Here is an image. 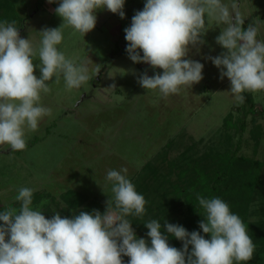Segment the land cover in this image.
Wrapping results in <instances>:
<instances>
[{
    "label": "rangeland",
    "instance_id": "1",
    "mask_svg": "<svg viewBox=\"0 0 264 264\" xmlns=\"http://www.w3.org/2000/svg\"><path fill=\"white\" fill-rule=\"evenodd\" d=\"M59 2L0 0V23L15 21L20 36L38 48L43 29L63 24L55 13ZM145 2L125 0L123 19L106 9L97 11L96 26L85 36L71 27L63 28L58 50L77 64H85L90 79L69 91L62 76L58 83L53 77L47 82L50 92L41 93L40 100L43 107L51 109V115L40 119L35 131L25 130L26 148L13 152L9 145H0V207L21 206L15 197L21 187H29L33 194H40L33 199V210L72 218L84 211L85 205L71 207L66 202L73 198H67L68 191L84 195L89 201L97 198L106 205L113 197L107 172L126 168V177L152 203L150 206L168 204L167 221L180 223L189 232L183 223L194 213L184 198L176 199L174 179L181 170L196 166L211 174L219 156L239 143L238 156L260 165L257 175L261 183L249 207L248 220H264V91L243 93L248 103L235 101L230 81L227 77L220 79V70L209 59L226 51L216 43L224 25L214 21L206 22L204 43L190 46L186 57L203 64L199 83L182 86L179 94L167 98L158 90L142 88L138 83L141 74L153 76L162 74V70L129 59L124 29L130 26L134 14L143 10ZM223 2L229 7L233 2L238 4L245 29L253 21L258 22L257 39L264 40V0ZM33 60L34 75L40 78L38 56ZM252 103L253 115H242ZM243 117L246 126L240 137ZM189 177L194 180L196 192L201 191V180L198 183L192 172L183 180ZM143 185L145 192L140 189ZM201 192L199 195L204 197ZM132 228L138 239L146 240L136 227ZM239 264H264V248L255 246L252 260Z\"/></svg>",
    "mask_w": 264,
    "mask_h": 264
},
{
    "label": "clouds",
    "instance_id": "2",
    "mask_svg": "<svg viewBox=\"0 0 264 264\" xmlns=\"http://www.w3.org/2000/svg\"><path fill=\"white\" fill-rule=\"evenodd\" d=\"M52 2L55 0H49ZM124 5L125 0H60L55 13L63 24L43 29L38 48L20 36L15 21L0 23V145H9L13 152L26 148L25 130L35 131L39 120L51 115V109L40 100L41 93L50 92L47 82L53 77L58 83L62 76L69 91L90 79L85 64H77L58 50L63 28L71 27L85 36L96 26L97 11L106 9L123 19ZM207 21L224 25L216 43L226 51L209 59L220 70V79L230 81L235 101L243 104V93L264 91V40L257 39L258 22L245 29L238 4L229 7L223 0H146L143 10L124 29L126 52L134 64H148L162 74L145 72L138 78L139 85L167 98L179 94L182 86L199 83L204 66L186 57L190 46L204 43ZM37 56L40 78L34 75L33 58ZM126 173V168L107 172L113 197L106 202L103 215L98 210L92 214L80 211L68 218L54 212L46 219L32 208L34 190L21 187L15 197L19 210L9 207L0 212V264H124L125 256L130 258L128 264H239L252 260L255 244L242 219L222 199L199 194L196 198L206 213L199 228L210 240L165 221L166 232L183 242V249L178 250L169 245L155 219L145 224L151 246L138 239L127 217H142L146 200Z\"/></svg>",
    "mask_w": 264,
    "mask_h": 264
},
{
    "label": "trees",
    "instance_id": "3",
    "mask_svg": "<svg viewBox=\"0 0 264 264\" xmlns=\"http://www.w3.org/2000/svg\"><path fill=\"white\" fill-rule=\"evenodd\" d=\"M6 6V5H4ZM245 95V94H244ZM246 96V95H245ZM245 101L248 103L247 98ZM254 110L253 103L250 104L249 110H245L242 115L251 114ZM253 115V113H252ZM239 131L240 137L245 131V120L239 122ZM257 126V125H256ZM255 127V126H254ZM239 137V139H240ZM239 143H236L234 147L230 150H227L222 155L219 156V162L216 168L212 170L211 174H207L205 168L196 166L191 168L188 171L181 170L180 173L176 176L173 183V192L176 199L184 198L185 202L188 203L191 207L190 210L193 211L194 217L186 219L183 223L184 226L189 227V233L193 231L200 232L205 239H211L210 235L204 234L199 228L200 222L203 221L206 216L205 210L199 205L197 200V194L203 193L204 198H220L226 202L230 211L234 214H237L243 221L246 226L248 235L252 238L255 246H260L264 248V220L256 223H251L248 220L249 217V207L254 198V193L257 186L261 183L257 172L259 170V164L257 161L245 158L243 156H238L239 152ZM184 158V156H183ZM197 177V182L201 180V191L196 192L194 189V180L189 177L187 180H183L187 173H191ZM205 177L203 181L201 178ZM168 178V177H166ZM205 182V183H204ZM146 185H143L142 191L145 192L147 188ZM68 195H71L72 201L69 202L66 200L71 207H75L78 203L85 205L83 207L84 211H89V214H92L93 210H98L101 214L106 211V205L100 200L91 199V201L86 198V196L76 193L74 191H68ZM40 197L39 195L33 194V199L36 200ZM146 200V199H145ZM152 203L146 200L145 213L142 217L129 216L130 222L136 227V229L146 237V242L151 246L150 237H148V229L145 227V224L151 220H158L161 223V233L162 235L168 236V243L171 247H175L178 250L183 249V242L177 240L171 234L166 232L164 227L165 221L171 223L168 220L167 213L165 208L168 204L165 205H156V208L150 206ZM197 205V208H196ZM17 204L10 205L9 207L16 208L19 210L20 206L17 207ZM8 207V208H9ZM7 208L0 207V212H3ZM46 219H51L54 215L46 211ZM45 215V216H46ZM180 225V223H174ZM0 226H3V222L0 221ZM182 226V225H181ZM258 248V247H257ZM191 251V246H189V252ZM124 264H128V258L122 257ZM187 264V262H186Z\"/></svg>",
    "mask_w": 264,
    "mask_h": 264
}]
</instances>
